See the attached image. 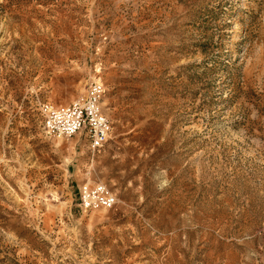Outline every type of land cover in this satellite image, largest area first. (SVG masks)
Segmentation results:
<instances>
[{"label":"rangeland","instance_id":"1","mask_svg":"<svg viewBox=\"0 0 264 264\" xmlns=\"http://www.w3.org/2000/svg\"><path fill=\"white\" fill-rule=\"evenodd\" d=\"M0 264H264V0H0Z\"/></svg>","mask_w":264,"mask_h":264},{"label":"built area","instance_id":"2","mask_svg":"<svg viewBox=\"0 0 264 264\" xmlns=\"http://www.w3.org/2000/svg\"><path fill=\"white\" fill-rule=\"evenodd\" d=\"M86 92L78 102L47 108L43 127L48 135L58 138L84 133L91 150L96 152L107 144L113 125L101 107L106 94L105 85L94 80ZM81 195L84 207L90 209H110L117 203L116 195L100 184L95 188L83 187Z\"/></svg>","mask_w":264,"mask_h":264},{"label":"crops","instance_id":"3","mask_svg":"<svg viewBox=\"0 0 264 264\" xmlns=\"http://www.w3.org/2000/svg\"><path fill=\"white\" fill-rule=\"evenodd\" d=\"M63 105H65V104H63ZM89 143V142H88ZM89 145H90V143H89Z\"/></svg>","mask_w":264,"mask_h":264}]
</instances>
